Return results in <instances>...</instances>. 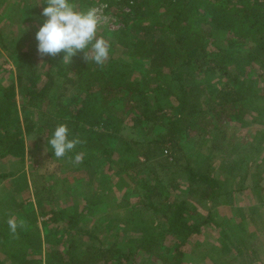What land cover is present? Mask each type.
Masks as SVG:
<instances>
[{"label": "trees", "instance_id": "trees-1", "mask_svg": "<svg viewBox=\"0 0 264 264\" xmlns=\"http://www.w3.org/2000/svg\"><path fill=\"white\" fill-rule=\"evenodd\" d=\"M41 2L42 7L47 6V0ZM116 2L126 6L131 15L124 18L123 27L116 32L118 43L132 57L148 65L147 72L140 71L141 77L147 78L144 84L136 75L137 70L127 62L110 59L101 67L92 61L86 62L83 52L73 57L70 65H61L56 57H48L51 66L43 81L31 59L38 63L41 57L31 55L32 51H26V47L16 45L12 39L8 46V40L0 37V45L13 56L16 67L13 82L9 86L0 83V160L9 157L19 161L26 154L24 138L13 131L19 119L17 99L26 98L22 109V114L29 111L23 118L26 134L44 138L55 158L48 141L59 124H67L69 138H79L82 143L60 159L74 158L83 152V162L73 165L72 169L90 171L96 178L102 175L106 163L112 166L120 163V172L134 174V197L140 204L120 221L124 230L120 228L113 234L116 239L112 243H92L80 248L77 240H72L63 251L51 250L45 264H193L206 258L214 259L219 253V245L199 241L205 235L204 229L213 232L212 228L220 229L219 244L223 248L237 254L244 252L249 236L240 231V228L244 230L243 226L235 229L229 221L217 222L212 206L219 199L245 190H250L258 202H263L262 178L251 173L253 160L248 154L257 142L248 144L228 165V178L220 180L209 169L192 167L182 155V139L205 136L211 150L217 154L225 150L230 123L245 121L248 125L246 116L252 109L247 105L248 97L239 85L240 80L229 73L228 62L234 50L247 41H252L264 58V0ZM107 3L112 5L115 0H107ZM127 26L131 30L127 31ZM214 34L230 37L228 50L218 47ZM110 46L114 48V44ZM33 51L36 53V49ZM209 76L221 79L220 89L206 82ZM145 85L150 88L145 89ZM70 89L78 91V107H72L64 98ZM35 117L40 121H35ZM131 118L136 128L147 129L151 134L160 129L161 133L146 141L124 137L126 120ZM159 154L170 161L168 167L162 168L167 171L163 177H159L155 169L147 170L153 165V157ZM177 175L184 177L180 179L186 184L184 192ZM12 176L13 173L1 174L0 179ZM152 178L155 181L150 180ZM241 182L244 186L240 190L231 187ZM31 184L37 192H49L46 183L38 185L32 178ZM176 192L183 194L184 199H172ZM196 198L197 204L206 203L207 214L199 211L200 206L194 203ZM99 201L93 194L86 195L83 213L95 210ZM51 214L50 221L65 220L58 212ZM102 218V226L117 228L116 219L109 216L102 224ZM78 219L69 217L67 226L75 228ZM121 231L124 233L119 241ZM85 234L92 237V231ZM26 238L24 234L23 239ZM193 243L196 244L191 247ZM18 247L15 241L0 233L1 251L13 264H42L17 255Z\"/></svg>", "mask_w": 264, "mask_h": 264}, {"label": "rangeland", "instance_id": "rangeland-1", "mask_svg": "<svg viewBox=\"0 0 264 264\" xmlns=\"http://www.w3.org/2000/svg\"><path fill=\"white\" fill-rule=\"evenodd\" d=\"M41 1L0 0V37L4 41L8 40V46H11V41L14 40L16 45L26 47V51H32L29 53L35 54L37 57L40 55L37 50L36 33L46 20V17L42 15L44 7H42ZM116 1L109 5L107 0H70L76 4L79 11H86L95 7L100 15L110 18L98 31V36L105 38L110 45L114 44V48H110L108 60L117 59L127 62L137 70L136 75L144 84L147 78H142L140 71L147 72L149 70L148 65L143 64L138 58L132 57L118 43L119 34L116 32L123 27L124 18L126 16L131 17V15H128L129 10L126 6H120ZM165 17L169 18L168 16ZM126 30L129 31L131 28L127 26ZM132 37L134 38L135 34ZM213 38L219 43L218 47L228 50L230 38L228 35L214 34ZM27 43H32V45ZM243 45L230 55L228 71L238 77L239 85L243 86L248 97L247 105L254 110H251L246 116L248 125L244 123L245 121L230 123L226 132L225 150L217 154L211 150L212 148L205 136H186L182 139V155L195 170L207 171L209 169V172L218 179L226 180L229 171L228 165L247 149L249 143L256 141V147L252 151H248L253 160L251 173H257L256 177L262 178V186L264 187V58L258 53L252 41H247ZM31 46L34 50L36 49V53ZM86 51H90V49H86ZM63 55L61 53L56 57L61 65H64L62 62ZM48 57L50 56L38 58V63L34 62V58H31L33 66L41 72L43 81L51 66ZM13 60V56L8 53L4 54L3 47L0 45V69L3 67V70H0V83L4 86H9L14 80L11 73V70L14 69ZM206 82L215 85L217 89L223 85L221 79L213 76H209ZM149 88L150 85H145V89ZM77 92L76 89H70L64 96L66 102L72 107H78L80 99ZM26 101V98L19 97L17 99L19 119L13 127V131L18 132L25 140L26 154L19 161L9 157L0 160V175L14 174L12 177L0 179V233L6 234L15 241V244L19 245L16 250L17 255L41 261L42 264H45L47 254L51 250L63 251L72 240H77V245L80 248L92 243L97 245L112 243L116 239L113 234L120 228L124 230V224L120 221L126 218L130 209L133 210L140 205L134 197L133 172H130L129 175L123 174L120 172V163H115L116 165L113 166L106 163L104 172L96 178L90 171L72 169L73 164L69 162V158L64 160L53 158L52 151L47 147L44 138L38 137L36 134L25 133L23 118L29 114V111L22 114V109ZM34 120L40 121L37 117ZM126 123L127 128L122 135L130 139L146 141L153 135L161 133L160 129H156L151 134L147 129L136 128L132 118L126 120ZM115 142L116 140L113 141V143ZM169 162L166 156L159 154L153 157V165L147 170L155 169L159 177H163L167 171L162 168L168 167ZM257 170L259 171L257 172ZM146 177L148 179L149 176ZM32 178L37 181L38 185L46 183L49 192H37L31 184ZM105 178L106 182L104 181ZM182 178H184L182 175L176 176V179L181 182L184 192L186 184L180 180ZM233 186L236 190H240L244 185L241 182L231 184V187ZM91 194L95 196V199L100 200L99 204L97 203L95 210L83 213L86 195L90 197ZM98 194H101L102 197L97 198ZM172 199L183 200L184 196L180 192H176L172 194ZM195 200L194 203L198 202L197 198ZM197 205L200 206V212L207 214L206 203L202 202L201 205ZM212 210L217 222L229 221L233 225L232 228L235 229L243 226L244 230L240 228V231H244V235L249 236L248 246L245 248H252L247 253L256 252V264H264V192L263 202H258L257 197L250 190H245L219 199L218 203L212 206ZM53 211L62 214L65 220L55 218L50 221ZM13 215L16 216L18 222L23 220L26 225L25 228L18 229L15 237L10 234L7 224V220ZM22 215L23 217H19ZM109 216L118 222L117 228L114 230L107 225L104 227L100 224L101 218L103 224ZM69 217H79L78 223L74 224V226L76 225L75 228L71 229L67 226L66 222ZM219 230L212 228L213 232H211L204 229L205 235L199 238V241L219 245V236H221ZM86 231H92V237L85 234ZM123 233V231L120 232L119 241H122ZM24 234L27 235L26 239H23ZM194 244L196 243H193L191 247ZM140 257L145 259L146 256ZM152 260L156 261L155 259ZM232 260L230 256L219 257L213 263L206 259L201 264H230ZM192 263L196 264V262ZM0 264H13L2 253L1 248ZM139 264L143 263L140 262Z\"/></svg>", "mask_w": 264, "mask_h": 264}, {"label": "clouds", "instance_id": "clouds-1", "mask_svg": "<svg viewBox=\"0 0 264 264\" xmlns=\"http://www.w3.org/2000/svg\"><path fill=\"white\" fill-rule=\"evenodd\" d=\"M42 15L46 17L42 27L36 33L37 50L41 58L45 56L57 57L63 53L64 64L70 65L78 53L83 52L86 62H94L103 67L110 57V43L102 36H98L100 27L109 21L108 16L99 14L93 7L86 11H79L70 0H47ZM90 49V51H86ZM67 124H59L48 143L54 150L55 158H64L72 153L82 141L79 138L70 139ZM84 153H77L69 162L74 166L84 160ZM10 234L15 237L18 229L26 227L23 220L17 221L16 216L7 220Z\"/></svg>", "mask_w": 264, "mask_h": 264}, {"label": "crops", "instance_id": "crops-1", "mask_svg": "<svg viewBox=\"0 0 264 264\" xmlns=\"http://www.w3.org/2000/svg\"><path fill=\"white\" fill-rule=\"evenodd\" d=\"M5 53L6 52L4 51V54ZM13 68L14 69L11 70V73L13 74V77H14V75L16 74V67H15L14 64H13ZM0 70H3V67ZM219 238L221 239L220 236H219ZM218 248H219V253H216L217 254V255H215L216 256V259L219 258V257H222L223 258V257L230 256L231 259H233L230 262V264H256V262H257V260H256L257 259V257H256L257 253L256 252L255 253H243V252H240V254H237L236 252L231 251V250L230 251L229 250L227 251L220 244H219ZM206 259H209V258H206ZM206 259H204V260H206ZM216 259L214 258V259H209V260L213 263L214 260H216ZM203 261L197 262L196 264H201Z\"/></svg>", "mask_w": 264, "mask_h": 264}]
</instances>
